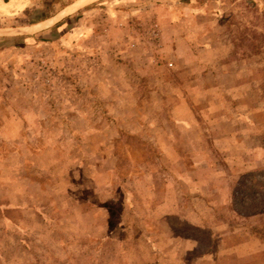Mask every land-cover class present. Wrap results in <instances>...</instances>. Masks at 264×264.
I'll return each mask as SVG.
<instances>
[{
	"label": "rangeland",
	"instance_id": "rangeland-1",
	"mask_svg": "<svg viewBox=\"0 0 264 264\" xmlns=\"http://www.w3.org/2000/svg\"><path fill=\"white\" fill-rule=\"evenodd\" d=\"M0 0V264H264V0Z\"/></svg>",
	"mask_w": 264,
	"mask_h": 264
},
{
	"label": "crops",
	"instance_id": "crops-1",
	"mask_svg": "<svg viewBox=\"0 0 264 264\" xmlns=\"http://www.w3.org/2000/svg\"><path fill=\"white\" fill-rule=\"evenodd\" d=\"M96 1H98V0H77L73 5L69 6L64 11H61L60 14L56 18L48 17L47 19L40 20L37 23L28 24L27 30L30 33H34L37 31L39 32L41 30L47 29L48 27H50L56 21L60 20L65 15L73 14L77 10L83 8L84 6L90 5ZM81 3H84V4L80 5Z\"/></svg>",
	"mask_w": 264,
	"mask_h": 264
},
{
	"label": "bare ground",
	"instance_id": "bare-ground-1",
	"mask_svg": "<svg viewBox=\"0 0 264 264\" xmlns=\"http://www.w3.org/2000/svg\"><path fill=\"white\" fill-rule=\"evenodd\" d=\"M83 4H84V3H81L80 5H83ZM80 5H79V6H80ZM46 27H47V26H46Z\"/></svg>",
	"mask_w": 264,
	"mask_h": 264
}]
</instances>
